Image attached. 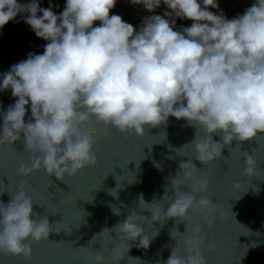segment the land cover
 Segmentation results:
<instances>
[{
	"label": "clouds",
	"instance_id": "9594fccd",
	"mask_svg": "<svg viewBox=\"0 0 264 264\" xmlns=\"http://www.w3.org/2000/svg\"><path fill=\"white\" fill-rule=\"evenodd\" d=\"M40 3L0 0V32L9 22L19 23V16L36 37L48 42L42 54L29 53L0 74V92L10 89L15 99L6 111L0 106V147L23 138L24 151L30 153L17 174L27 177L43 170L63 181L95 166L93 120L137 137L147 128L166 125L169 117L184 120L197 133L175 152L181 156L191 147L194 159L185 156L162 200L147 203L141 193L126 219L104 229L90 244L108 231L126 241L128 252L137 241L138 247L148 249L159 233L146 232V224L187 221L198 212L203 222L186 223L187 231L180 233L183 253L171 232L176 246L163 264H208L202 249L215 244L204 225L215 224L218 204L207 195L208 176L199 174L202 168L193 160L206 169L233 141L264 134V0H255L232 19L219 9V0H131L150 13L161 5L167 9L163 15L145 17L139 30L120 15H110L117 0H66L59 15L51 0L47 8ZM177 19L190 20L191 26L176 29ZM96 21L99 26H94ZM29 106L31 116L25 122ZM243 161L245 176L264 172L253 155L245 152ZM120 187L109 194L118 199ZM10 196L7 203L0 200V253L30 260L32 244L49 240L53 225L47 214L34 212V204L43 206L34 203L23 181ZM112 211L121 214L115 206ZM143 211L151 218L139 214ZM111 253L113 264H121L125 257L119 246ZM88 264H106L104 253L92 248Z\"/></svg>",
	"mask_w": 264,
	"mask_h": 264
},
{
	"label": "water",
	"instance_id": "95a60500",
	"mask_svg": "<svg viewBox=\"0 0 264 264\" xmlns=\"http://www.w3.org/2000/svg\"><path fill=\"white\" fill-rule=\"evenodd\" d=\"M254 3L255 0H237L225 17L232 19L243 14ZM27 57L0 51V74ZM14 102L10 89L0 92V106L5 111ZM30 116L29 106L25 122ZM90 126L97 129L94 150L98 163L75 177L66 176L63 181L49 177L43 170L27 177L17 174L19 163L30 156L24 151L23 138L14 145L0 147V200L7 203L23 181L34 203L43 206L34 204V212L47 214L54 230L49 240L32 244L30 260L0 253V264H88L92 248L104 253L106 264H113L114 246H119L125 257L121 264H163L176 240L177 251L183 253L180 233L187 231L186 223L194 226L203 222L198 212L192 213L187 221L171 218L146 224V232L159 233L148 249L138 247L137 241L128 252L126 241L116 239L117 233L108 231L92 244L90 241L104 229L123 222L128 209L136 207L141 193L147 203L163 199L180 163L194 159L195 155L191 147L184 149L181 156L175 150L192 142L197 129L174 117H169L166 125L147 128L142 137L123 135L94 120ZM213 139L220 142L219 135ZM245 152L254 156L258 167L264 168V134L243 143L233 141L222 149V158L206 169L201 162L193 160L197 168H202L199 174L208 176L207 195L218 204L215 224L204 225L209 241L215 244L212 249L207 245L202 249L208 264H264V172L253 178L244 175ZM169 156L175 159H168ZM154 162L161 167L157 168ZM237 183L239 187L234 186ZM118 184L121 187L117 199L109 190H117ZM112 206L120 208L121 214L115 215ZM139 214L151 218L150 212ZM172 231L176 240L171 236Z\"/></svg>",
	"mask_w": 264,
	"mask_h": 264
},
{
	"label": "flooded vegetation",
	"instance_id": "af4514ba",
	"mask_svg": "<svg viewBox=\"0 0 264 264\" xmlns=\"http://www.w3.org/2000/svg\"><path fill=\"white\" fill-rule=\"evenodd\" d=\"M20 3L30 2V0H19ZM55 5L53 11L59 15L65 7L66 0H51ZM229 5V0H219V9L224 11ZM40 7H49V0H41ZM166 6L161 5L154 13L144 10L142 5H132L131 0H117L116 7L110 12V15H120L123 20L130 23L139 30L141 23L145 17L150 15H163L166 11ZM213 12L219 11L217 9H210ZM17 22H9L7 27L9 32H0V47L1 51L14 54L28 55L29 53L42 54L44 46L48 43L36 37L35 33L31 30L30 26L23 22L20 17H17ZM192 21L180 20L176 21V29L191 26ZM100 22L96 21L94 26H99ZM175 30V29H174Z\"/></svg>",
	"mask_w": 264,
	"mask_h": 264
},
{
	"label": "trees",
	"instance_id": "16d2710c",
	"mask_svg": "<svg viewBox=\"0 0 264 264\" xmlns=\"http://www.w3.org/2000/svg\"><path fill=\"white\" fill-rule=\"evenodd\" d=\"M237 0H229V5L227 6V8L223 11L224 15H226V13L228 12V10L230 9V7L236 2ZM9 28L7 27V25L3 28L2 32H9ZM0 51H1V47H0Z\"/></svg>",
	"mask_w": 264,
	"mask_h": 264
}]
</instances>
